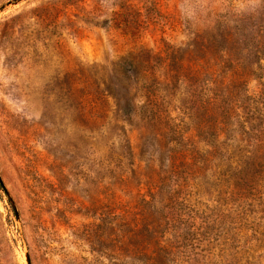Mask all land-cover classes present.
Returning a JSON list of instances; mask_svg holds the SVG:
<instances>
[{"label":"rangeland","instance_id":"obj_1","mask_svg":"<svg viewBox=\"0 0 264 264\" xmlns=\"http://www.w3.org/2000/svg\"><path fill=\"white\" fill-rule=\"evenodd\" d=\"M195 86L264 116V0H0V264H264V135L210 158Z\"/></svg>","mask_w":264,"mask_h":264},{"label":"trees","instance_id":"obj_2","mask_svg":"<svg viewBox=\"0 0 264 264\" xmlns=\"http://www.w3.org/2000/svg\"><path fill=\"white\" fill-rule=\"evenodd\" d=\"M129 65L134 68L132 72L140 90L145 89L150 94L145 96L146 102L140 107V110L145 114V119L148 120L151 127L161 125L159 123L163 122V111L159 106L157 101L158 95L155 92L157 88H155V82H153L154 66L152 60L150 58H146V60L143 59L142 53L137 52L135 55L131 56ZM197 66L199 69L196 71V81H199L201 67L200 64H197ZM209 92L210 91H207L204 86H197L194 93L191 95L193 108H195L194 112L197 114V117L200 118L199 124H197L199 126L197 130L203 132L212 139V142L209 144L211 151L208 152V156L213 158L215 157V153L221 158L220 161H223L228 151H226L220 139L224 137L226 140L233 143L237 141L246 143L252 140L259 141L258 139L264 135V116H262V114L257 115L255 111L251 110H247V114L244 113V115H241V111L238 110L237 104L228 103L226 101L223 102L222 100H218V98L210 97ZM105 93L106 94H101L102 99H105L106 95L107 97L114 98L109 92ZM165 118L166 117H164V120ZM92 124L97 126L99 123L93 120ZM169 129L172 131L171 128ZM172 132L180 134L177 130ZM184 144L185 140L180 139L179 142L175 143L174 147H168L167 151L170 154L167 158V163L170 162V165H166L165 169L161 172L164 174L175 173L177 169L176 154L179 153L178 148L183 149ZM149 161V163H151V168H153L154 163L152 160ZM0 184L2 185L1 181Z\"/></svg>","mask_w":264,"mask_h":264}]
</instances>
